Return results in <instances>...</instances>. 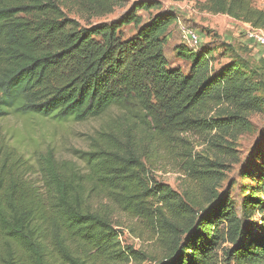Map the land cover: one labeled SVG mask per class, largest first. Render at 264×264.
Segmentation results:
<instances>
[{
	"label": "trees",
	"instance_id": "trees-1",
	"mask_svg": "<svg viewBox=\"0 0 264 264\" xmlns=\"http://www.w3.org/2000/svg\"><path fill=\"white\" fill-rule=\"evenodd\" d=\"M170 1L194 2L200 11L264 31V10L251 0ZM121 2L0 0V120L83 122L116 108L130 122L125 131L99 133L90 151H75L82 167L58 160L51 150L22 160L2 137L0 241L21 252L25 260L17 264H49L53 253L64 264H85L65 242L106 259L145 261L130 247L124 254L119 250L106 202L152 224L161 250L153 264H217L223 244L227 264H264V164L251 196L241 202L243 212L258 216L254 234L217 190L223 178L220 158L236 159L234 140L250 130L251 116L263 112L259 78L252 81L234 62L213 72L207 50H194L181 39L173 12L142 23L137 12L158 9L157 3L139 2L117 23L87 28L62 10L102 17ZM131 25L136 35L118 53V32ZM174 26L182 42L173 52L188 64L186 74L169 68L164 55ZM259 63L264 68V60ZM189 133L208 136L212 148L210 158L189 159L187 174L196 189L179 195L164 184L149 185L140 142L167 150ZM28 175H36L39 186L29 183ZM97 201L100 206H93ZM6 253L2 263L13 264L11 251Z\"/></svg>",
	"mask_w": 264,
	"mask_h": 264
},
{
	"label": "rangeland",
	"instance_id": "rangeland-1",
	"mask_svg": "<svg viewBox=\"0 0 264 264\" xmlns=\"http://www.w3.org/2000/svg\"><path fill=\"white\" fill-rule=\"evenodd\" d=\"M252 3L264 10V0H251ZM139 2H153L159 4L158 9H152L149 12L138 11L142 23H147L157 14L173 12L177 15L181 9L175 7L170 0H122L121 5L116 6L112 13L102 17H89V15H79L71 7L63 8L64 14L71 20L76 21L80 27L87 28L98 24L117 23L134 4ZM192 7L196 14L185 13L182 23L193 28V30L202 38L199 48L204 47L212 56L211 67L213 72H219L224 65L234 62L245 72L246 76L255 82V77L259 78L257 83V96L262 100L264 107V68L259 63L264 60V49L249 44L247 29L235 24L233 21L220 15H211L200 11L195 3ZM191 15V17H190ZM187 17V18H185ZM176 39L167 36V42L164 47V55L169 68H180L186 74L188 64L176 59L173 54V45L180 43V37L177 33V27L174 26ZM137 30L131 25L123 27L118 32V43L120 44L117 52L124 49V45L132 40ZM180 40V41H179ZM182 42V41H181ZM262 54V57H257ZM257 81V80H256ZM250 130L237 137L231 148L235 151L233 157L222 159L223 167L219 169L223 178L219 183L217 190L219 195H226L233 203L237 214L243 221L244 228L254 234L257 230L258 216L250 217L249 212H243L242 200L252 194V190L257 186L260 175L259 168L264 164V109L262 114L253 115L249 118ZM130 126V122L125 121L116 108L110 109L106 114L99 118H91L83 122H54L49 119L24 120L19 117L8 116L0 120V139L4 137V143L8 147L13 146L23 154L22 160L28 158L30 154H41L47 150L54 152L55 157L62 161H72L83 166V162L76 159L75 151L88 152L92 149L93 138H97L101 132H114L117 130L125 131ZM139 149L146 161V179L149 185L151 183L164 184L179 195L186 190L196 189L189 177L187 165L189 159L196 160L197 156L210 158L212 148L209 145V137L189 133L180 136V139L172 143L167 150L149 147L145 141L140 142ZM28 182L39 183L36 175H28ZM100 201L93 203V206H100ZM110 211V219L114 229L118 233L120 243L119 250L125 253L126 248H132L144 254L145 261L130 260L125 262L122 257L106 259L96 255V251L89 252L81 246L65 242V246L74 256L85 259V264H153L154 260H159L161 256L160 247L157 244L156 231L152 224L146 220L131 219L112 205L103 202ZM228 248L223 244L216 255L217 264H227L223 250ZM9 262L17 264L25 260L20 251L15 249L13 244L5 245L0 241V264L6 257V252L10 253ZM5 252V253H4ZM125 256V255H124ZM6 259V258H5ZM49 264H64L57 253H53L48 258Z\"/></svg>",
	"mask_w": 264,
	"mask_h": 264
},
{
	"label": "built area",
	"instance_id": "built-area-1",
	"mask_svg": "<svg viewBox=\"0 0 264 264\" xmlns=\"http://www.w3.org/2000/svg\"><path fill=\"white\" fill-rule=\"evenodd\" d=\"M177 27L180 34V37L183 41L187 42L188 45L193 48L194 50H197L199 48L200 40L197 33L182 23V21L177 19ZM248 39L253 40L255 44L261 48L264 49V31L260 29H253L250 27V29L247 32Z\"/></svg>",
	"mask_w": 264,
	"mask_h": 264
},
{
	"label": "crops",
	"instance_id": "crops-1",
	"mask_svg": "<svg viewBox=\"0 0 264 264\" xmlns=\"http://www.w3.org/2000/svg\"><path fill=\"white\" fill-rule=\"evenodd\" d=\"M194 2H189V1H184V2H178V3H173V5L175 6V7H178L179 9H181V12L179 13V15H175L176 16V18L178 19V20H180V21H182V19L180 18V17H182V18H184V16H185V13H191V14H196V10L192 7V4H193ZM190 17H191V15H190ZM221 17H224V18H227L228 20H230V21H233L235 24H237V25H240L241 27H243L244 29H247V32H248V30L250 29V26L248 25V24H243V23H239V22H236V21H234V20H232V19H230V18H228V17H226V16H221ZM185 18H187V17H185ZM183 22V21H182ZM193 29V28H192ZM197 30V29H196ZM195 30V31H196ZM167 36H169L171 39H176L177 40V37H176V34H175V31L173 30V27H171L170 29H169V31L167 32ZM167 42V41H166ZM249 44H251V45H255V42L253 41V40H249ZM177 45H179V43L177 42V43H175L174 45H173V48L175 47V46H177ZM259 53H262V51L260 50L258 53H257V57H259V58H261L262 57V54L261 55H259ZM173 54H174V52H173Z\"/></svg>",
	"mask_w": 264,
	"mask_h": 264
}]
</instances>
